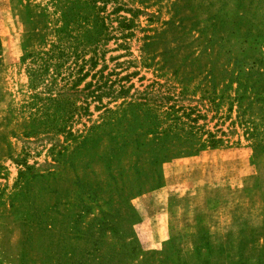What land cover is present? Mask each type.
Returning a JSON list of instances; mask_svg holds the SVG:
<instances>
[{
    "label": "trees",
    "instance_id": "1",
    "mask_svg": "<svg viewBox=\"0 0 264 264\" xmlns=\"http://www.w3.org/2000/svg\"><path fill=\"white\" fill-rule=\"evenodd\" d=\"M109 2L112 7L107 12ZM19 4L23 47L28 49L21 60H27L32 90L30 100L21 106L27 110L21 136L45 134L52 139L64 133L62 145L52 143L47 149L50 162L43 168L26 163L27 153L16 158L20 168L15 182L0 201V206L7 201L9 215L22 213L16 227L23 263L264 264V245H250L246 254L243 243L211 248L207 242L198 243L199 238L192 249L175 247L174 237L160 249L145 250L138 242L133 226L140 218L130 200L159 187L162 167L172 159L226 146L196 124L200 115H192L194 108L177 106L170 91L148 87L129 93L132 84L122 83L126 74L107 79L110 74L101 73L104 65L92 73L103 58L106 43L114 39V31L123 38L129 35L127 30L139 9L125 7L120 0H48L42 6L25 0ZM120 11L131 17L118 14ZM241 17L239 14L237 21ZM224 23L213 17L208 27L219 31ZM159 36L142 38L139 49L142 60L149 61L143 63L146 67L156 65L151 52L157 42L162 43ZM167 51L156 53L162 56V63L155 71L166 67L167 58L172 57L165 56ZM233 63L235 67L226 72L229 83H236V100L245 98L246 105L258 106L253 119L238 115L245 118L244 133L255 156L264 152V82L253 79L261 72L250 64L242 68ZM87 76L91 80L78 88ZM184 91L180 88L177 95ZM103 94L121 102L106 107L100 103ZM87 98L97 101L101 112L97 121L72 133L74 117L88 112Z\"/></svg>",
    "mask_w": 264,
    "mask_h": 264
},
{
    "label": "rangeland",
    "instance_id": "2",
    "mask_svg": "<svg viewBox=\"0 0 264 264\" xmlns=\"http://www.w3.org/2000/svg\"><path fill=\"white\" fill-rule=\"evenodd\" d=\"M29 1L41 6L48 2ZM120 2L140 12L133 16L127 37L114 31V39L106 43L103 58L98 59L92 73L104 65L101 73L110 74L107 79L126 74L128 78L122 83L132 84L129 93L148 87L170 91L177 106L194 108L192 115H200L196 124L226 145L165 163L161 185L130 200L140 218V223L133 226L138 242L145 250L160 249L174 237L175 247L192 249L199 238L198 243L207 242L211 248L243 243L248 254L250 245H264V152L254 156L242 125L245 118L238 116L253 119L259 113L258 106L246 105L245 98L236 100V83H229L226 71L235 67L234 61L242 68L250 64L261 72L253 79L264 82V0ZM19 3L25 0H0V201L13 187L20 168L15 160L22 152L27 153L26 163L35 162L43 168L50 162L47 149L52 143L62 145L64 140V133L52 139L45 134L24 138L20 133L21 123L27 118V110L21 106L30 100L32 90L28 87L27 60H21L28 49L23 47ZM111 7L112 3H107L106 11ZM118 14L131 17L128 12ZM239 14L242 17L237 21ZM213 17L225 20L221 30L208 27ZM111 25L116 26L114 21ZM154 34H160L162 41L151 52L156 65L162 63V56L156 53L168 50L165 56H172L160 71L154 70L156 65L144 66L149 61L142 60L139 49L143 36ZM97 75L92 80L87 76L78 88L87 81L93 83ZM182 87L184 93L177 95ZM87 99L88 112L74 117L72 133L98 119L99 103ZM120 102V98L113 100L106 94L100 99L106 107ZM9 211L5 201L0 206V264H24L16 227L22 213L9 215Z\"/></svg>",
    "mask_w": 264,
    "mask_h": 264
}]
</instances>
